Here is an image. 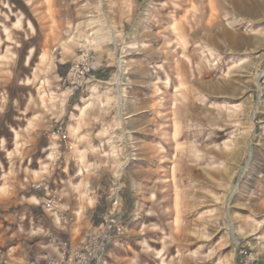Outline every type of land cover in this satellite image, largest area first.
I'll return each instance as SVG.
<instances>
[{
    "label": "rangeland",
    "instance_id": "obj_1",
    "mask_svg": "<svg viewBox=\"0 0 264 264\" xmlns=\"http://www.w3.org/2000/svg\"><path fill=\"white\" fill-rule=\"evenodd\" d=\"M239 1L0 0L5 240L24 208L21 253L59 251L35 264H264V0ZM59 175L70 210L35 188Z\"/></svg>",
    "mask_w": 264,
    "mask_h": 264
},
{
    "label": "crops",
    "instance_id": "obj_2",
    "mask_svg": "<svg viewBox=\"0 0 264 264\" xmlns=\"http://www.w3.org/2000/svg\"><path fill=\"white\" fill-rule=\"evenodd\" d=\"M79 106V104L74 103V109H76ZM72 113V112H71ZM73 115V114H72ZM70 120L72 118H69ZM69 120H67L66 122V129L68 130V126H69ZM5 158L7 159V155L5 156ZM5 164H6V168H5ZM5 164L2 163L0 165V189H4L2 192H0L1 194H5L2 195L3 198H6V194L8 193V189H9V183H8V166H7V160L5 161ZM5 170V171H4ZM74 173V169L70 170V174ZM67 174V173H66ZM63 176V177H62ZM62 178L63 180H61V185H52L50 183H52L49 179H46L48 184V189L50 190L51 194H47V195H52V196H56L55 194H62L63 196V201L64 204L66 205V208L68 210H70V205L73 203H78L79 201L82 200V193H81V188L82 185H67L68 183H70L69 181H72L73 176H65V175H59V177H54L53 179H55V181H57L58 178ZM66 178V179H65ZM44 180V179H43ZM64 183V184H62ZM26 185H20L18 186L19 189L20 187L24 188ZM25 189L26 192L24 191ZM22 192H17L15 195L18 197L17 200H21L19 201V206H25L26 204H30L27 205L28 207H33L32 205L35 201L37 202V205L39 203L40 197L39 194L33 190L28 189V187H26ZM62 201V199H61ZM23 202V203H22ZM24 204V205H22ZM18 206V205H17ZM26 207V206H25ZM27 208V207H26ZM14 212H12L10 214L11 220L14 221L15 223V227L16 230L12 233L13 235L16 234L17 231L22 232L21 230H23V232L26 231V229L22 226L25 225L26 220L28 221V224L30 225V229H28V232H31V230L33 229V227H35V229L38 227L37 223H35V219L38 217V215L35 216H31L29 214H25L24 212V208H17L16 210H13ZM35 218V219H34ZM26 219V220H25ZM47 224V228L49 230V233L51 232V228L52 226L50 224ZM3 225H0V262L4 259L6 260L8 263L10 264H17L20 262H28L31 264H35L38 261H41V257L42 258H48V255H51V259L54 260H59V251H58V247H54L53 245H51V251H48L49 253H44L43 255H27L25 256L23 253H21L22 247H21V241L19 240V237L16 236L15 238L13 237V235H11V237L7 240H5L2 237V234L4 235V233L6 232V228L2 227ZM6 226H8L6 224ZM66 227V226H65ZM9 230V228H7ZM60 229V228H59ZM68 229V228H67ZM53 232V231H52ZM4 239V240H3ZM27 257V259L25 258ZM40 258V260H39ZM25 259V261H24ZM109 264V263H108ZM112 264H114L112 262Z\"/></svg>",
    "mask_w": 264,
    "mask_h": 264
},
{
    "label": "built area",
    "instance_id": "obj_3",
    "mask_svg": "<svg viewBox=\"0 0 264 264\" xmlns=\"http://www.w3.org/2000/svg\"><path fill=\"white\" fill-rule=\"evenodd\" d=\"M60 140L62 141V142H66L65 140H66V132L65 131H63V132H60ZM36 189H43V191L46 193V195L47 194H49V192H50V190L48 189V185H46V184H41V185H36V187H35ZM48 203H46V205L48 206L47 208H50V209H52V208H54V206L57 204V203H60V199L58 198V202H55V201H52L51 203H50V201H47ZM239 254L241 255V256H245L246 254H247V252L246 251H240L239 252Z\"/></svg>",
    "mask_w": 264,
    "mask_h": 264
},
{
    "label": "bare ground",
    "instance_id": "obj_4",
    "mask_svg": "<svg viewBox=\"0 0 264 264\" xmlns=\"http://www.w3.org/2000/svg\"><path fill=\"white\" fill-rule=\"evenodd\" d=\"M230 1H232L233 2V0H230ZM239 0H236V2H238ZM240 2V1H239ZM220 29V28H219ZM214 31V30H213ZM205 32V31H204ZM207 33V32H206ZM59 198V197H58ZM60 199V198H59ZM60 203H61V199H60ZM60 203H57L56 204V208H59L58 206H60ZM60 209V208H59Z\"/></svg>",
    "mask_w": 264,
    "mask_h": 264
}]
</instances>
